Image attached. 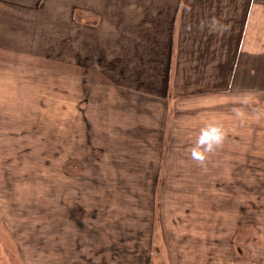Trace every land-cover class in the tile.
<instances>
[{"label":"rangeland","instance_id":"rangeland-1","mask_svg":"<svg viewBox=\"0 0 264 264\" xmlns=\"http://www.w3.org/2000/svg\"><path fill=\"white\" fill-rule=\"evenodd\" d=\"M135 1L154 19L173 2ZM183 1L175 73L166 42L46 40L0 0V264H264V8ZM213 122L226 138L201 167Z\"/></svg>","mask_w":264,"mask_h":264},{"label":"crops","instance_id":"crops-1","mask_svg":"<svg viewBox=\"0 0 264 264\" xmlns=\"http://www.w3.org/2000/svg\"><path fill=\"white\" fill-rule=\"evenodd\" d=\"M252 3V8L262 7L264 8V3L261 1L254 0ZM15 2V3H14ZM49 3L54 4V8L50 10ZM142 8H150L152 2L142 1ZM169 6L160 5V8H165L162 12V17L159 16L156 19L151 18V16L146 15L145 13L139 17L138 10L135 11L136 7H141L135 0L127 1L126 3H117L116 0H8V4L14 10H20L24 8H29L31 11L24 10L31 13L29 18H36L37 20H31L30 25L37 28V32L40 35H44L43 39L50 40L51 38L55 40V34H64L66 37L68 35L79 34V40L81 41H102L110 42V45L116 41H163L166 44L163 45L162 50L163 56L162 64H166L165 56L166 50L169 49V63L174 68L176 73L178 67L181 65L180 56L177 55L179 44L182 35L186 32V27L184 25L186 16H191L190 13H184L183 9L193 2H186L183 0H173L170 2ZM51 5V4H50ZM82 10L85 14V20H81L79 23L74 22L75 13L73 9ZM171 8V9H170ZM37 9V10H34ZM152 9V8H151ZM170 9V14L167 10ZM240 9V6H239ZM242 20L243 23L240 24L241 32L236 33L238 42L244 41V33L246 32V17H247V6L243 4ZM28 10V9H27ZM262 10V9H260ZM233 15V14H232ZM234 16V15H233ZM88 17V21H87ZM238 18L240 19V11L238 12ZM55 19L62 20L61 28L50 31L49 26H55ZM167 19H169L167 21ZM39 20H42L39 22ZM45 20V21H43ZM155 20V22H153ZM59 21V22H60ZM152 26H151V24ZM50 24V25H49ZM47 25H49L47 27ZM78 27H77V26ZM135 25L138 28H135ZM169 26V28H168ZM74 30L73 28H76ZM80 27L88 28V32H83L80 30ZM135 28V29H134ZM169 30V31H168ZM194 33V32H193ZM8 35L20 34V38L23 40H32L33 35H28L27 30L19 28L18 32L16 28H11L7 31ZM33 34V33H32ZM231 35V32H228L226 36ZM46 36V37H45ZM18 38V37H15ZM13 39V38H9ZM167 41L170 44H167ZM172 42H176L175 51L172 50ZM244 45V44H242ZM241 44L237 43L236 51H239ZM264 47V46H263ZM258 49L257 52L264 51V48ZM161 50V49H160ZM172 51L174 54L172 58ZM252 54V53H251ZM256 56V54H255ZM257 60V57H256ZM263 59L259 58L256 64L262 66ZM259 62V63H258ZM256 69H254V74ZM168 77L165 75L164 81L167 82ZM260 86H262L260 84ZM254 89L260 90L253 84ZM167 86H165V89ZM263 113V112H262ZM264 115V114H263ZM264 125V124H263ZM243 126V125H242ZM244 127V126H243Z\"/></svg>","mask_w":264,"mask_h":264},{"label":"clouds","instance_id":"clouds-1","mask_svg":"<svg viewBox=\"0 0 264 264\" xmlns=\"http://www.w3.org/2000/svg\"><path fill=\"white\" fill-rule=\"evenodd\" d=\"M209 27L210 31L224 32L227 31V27L217 20H213L210 23L204 22L202 27ZM236 114L242 115L239 110H235ZM226 138V131L222 125L213 122L206 124L200 129V132L195 140L194 146L191 148V159L199 166L204 167L208 160L209 154L216 152L223 146Z\"/></svg>","mask_w":264,"mask_h":264},{"label":"trees","instance_id":"trees-1","mask_svg":"<svg viewBox=\"0 0 264 264\" xmlns=\"http://www.w3.org/2000/svg\"><path fill=\"white\" fill-rule=\"evenodd\" d=\"M75 9V8H74Z\"/></svg>","mask_w":264,"mask_h":264}]
</instances>
